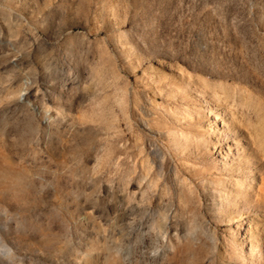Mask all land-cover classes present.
<instances>
[{"label":"rangeland","instance_id":"1","mask_svg":"<svg viewBox=\"0 0 264 264\" xmlns=\"http://www.w3.org/2000/svg\"><path fill=\"white\" fill-rule=\"evenodd\" d=\"M0 264H264V0H0Z\"/></svg>","mask_w":264,"mask_h":264},{"label":"bare ground","instance_id":"2","mask_svg":"<svg viewBox=\"0 0 264 264\" xmlns=\"http://www.w3.org/2000/svg\"><path fill=\"white\" fill-rule=\"evenodd\" d=\"M211 111H212V109L209 110L210 113H212ZM213 117H215V118H219V116H217L216 114H213ZM220 123L223 124V125H225L226 127H229V126L231 125V124H229L228 121H226V120H224V119H221V120H220ZM223 195L226 196V197L228 196L226 190H224Z\"/></svg>","mask_w":264,"mask_h":264}]
</instances>
